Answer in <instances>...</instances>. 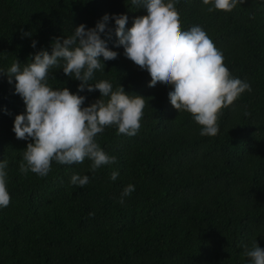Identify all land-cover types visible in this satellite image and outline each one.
I'll return each instance as SVG.
<instances>
[{
    "label": "trees",
    "instance_id": "obj_1",
    "mask_svg": "<svg viewBox=\"0 0 264 264\" xmlns=\"http://www.w3.org/2000/svg\"><path fill=\"white\" fill-rule=\"evenodd\" d=\"M128 4L0 0V69L17 61L22 69L41 48L50 53L55 38L81 23L93 27L105 13L126 14L131 27L147 10ZM175 7L181 30L202 27L251 92L220 110L215 136H201L191 114L171 105L172 86L149 87V73L124 55L113 32L107 46L118 55L90 83L108 80L113 90L121 85L143 96L140 129L131 137L115 126L97 134L99 146L115 157L111 164L92 171L87 158L53 161L40 177L19 171L31 139H17L12 128L25 105L14 94V78L10 84L0 74V159L8 162L10 194L0 209V264H248L245 247L257 240L264 248V0H242L231 12H209L201 0H179ZM108 24L114 27V20ZM51 71L53 88L77 92L80 81ZM79 94L86 97L81 107L100 98L99 90ZM73 174L88 175L89 182L72 185ZM128 184L135 190L120 204Z\"/></svg>",
    "mask_w": 264,
    "mask_h": 264
},
{
    "label": "clouds",
    "instance_id": "obj_2",
    "mask_svg": "<svg viewBox=\"0 0 264 264\" xmlns=\"http://www.w3.org/2000/svg\"><path fill=\"white\" fill-rule=\"evenodd\" d=\"M179 0H129L128 6L144 7L146 15L134 18L126 28V14L105 13L93 27L81 23L71 35L55 38L51 52L41 48L31 57V62L22 69L14 62L0 74L8 76L25 105L22 113L16 114L12 131L17 139H31L23 153L19 171L46 176L53 161L59 164L83 163L87 158L95 171L102 165L115 161L97 143V134L106 127L115 126L118 134L129 137L137 134L141 126L144 97L129 95L123 86L113 90L111 82L93 80L94 72H105V62L113 60L118 53L110 49L108 41L112 33L115 43L123 46L124 55L141 69L147 70L151 79L149 87L158 85L172 88L168 92L171 105L191 114L201 126L200 135L215 136L219 131L217 118L220 110L231 105L251 85L232 76L223 63V54L218 50L205 30L196 25L181 30L180 14L175 5ZM242 0H201L209 12H231ZM114 20L110 27L109 20ZM30 35V33H24ZM36 40L31 41L35 48ZM52 69L80 81L77 92L67 87L53 88L48 80ZM99 90L100 98L81 107L86 97L80 92ZM102 97H108L105 101ZM7 112V109H4ZM8 162L0 159V209L10 203ZM118 172L110 179L115 181ZM89 182L88 175L73 174L70 184L83 187ZM134 185L123 187L118 203L134 192ZM243 256L248 264H264V248L257 240L245 247Z\"/></svg>",
    "mask_w": 264,
    "mask_h": 264
}]
</instances>
